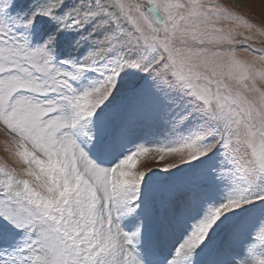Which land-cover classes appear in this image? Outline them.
<instances>
[{
    "label": "snow or ice",
    "instance_id": "obj_1",
    "mask_svg": "<svg viewBox=\"0 0 264 264\" xmlns=\"http://www.w3.org/2000/svg\"><path fill=\"white\" fill-rule=\"evenodd\" d=\"M11 4L0 0V131L19 167L0 166V239L8 225L24 239L12 252L0 250V264H144L135 247L142 229L124 231L119 221L143 203L141 184L151 167L133 168L150 150L174 157L163 167L168 171L223 149L219 175L231 190L204 202L192 195L187 235L166 264H192L189 257L210 246L218 256L227 252L242 226L234 224L215 245L211 234L237 212L264 206V191L253 188L264 182V45L248 43L264 34V14L257 25L240 0L231 7L215 0H79L74 6L42 0L13 27L4 19ZM38 17H49L58 30L91 25L76 45L91 40L95 47L74 62L53 54L55 32L29 46ZM244 45L241 56L238 46ZM129 70L149 76L174 108L183 101L174 126L189 118H199V126L175 147L140 145L102 167L83 146L96 140L88 126ZM89 71L101 78L75 87L73 81ZM142 111L138 106L134 115ZM180 194L170 190L166 196ZM255 239L264 243V222Z\"/></svg>",
    "mask_w": 264,
    "mask_h": 264
},
{
    "label": "rangeland",
    "instance_id": "obj_2",
    "mask_svg": "<svg viewBox=\"0 0 264 264\" xmlns=\"http://www.w3.org/2000/svg\"><path fill=\"white\" fill-rule=\"evenodd\" d=\"M78 2L79 0H67L66 6H74ZM215 2L231 7L235 0H215ZM40 3L42 0H12L8 15L4 19L15 27L18 18L30 15ZM240 3L251 9L248 16L259 25L264 14V0H240ZM234 11L244 10L235 8ZM62 12L63 10L61 14ZM81 31H91V25H86L85 29L80 31L58 30L56 22L49 17H38L29 30V46L41 44L48 33L55 32L57 43L53 54L57 60L80 61L95 47L91 40L77 47L76 41ZM94 35L98 38L100 33ZM248 43L257 49L260 48L264 45V34H255ZM245 47L247 45L238 46L241 56L245 55ZM256 54L259 55V52ZM100 78L98 72L89 71L73 81V84L78 89H83L90 82ZM134 88L142 90L143 95H138ZM138 106L142 108V114L134 115ZM181 108H184L183 101L179 107L174 108L164 95L156 91L154 81L149 76L129 70L122 74L118 91L114 93L106 107L98 110L88 126L96 135V140L83 146L89 157L102 167L112 166L140 145L148 146L150 149L153 146L175 147L199 126V118H189L174 126L172 117ZM114 113L119 114L118 118L111 120ZM223 159V149L218 148L198 161L180 164L178 167L164 171L163 167L174 162V157L170 154L160 156L150 150L137 158L134 171H147L151 167L141 184L143 203L134 212H124L119 222L128 232L135 231L137 227L142 229L135 247L139 248L140 259L143 253L146 254L144 260L141 259L145 264H159V254L165 259L163 264L173 256L176 246L187 235L188 217L195 211L192 206V195L198 194L200 201L204 202L209 199L219 200L231 190L230 182L219 175V169L224 166ZM4 164L8 167H19L8 151L5 134L0 131V166ZM253 188L257 192L264 191V182L257 181ZM170 190H179L181 194L175 199H169L166 193ZM262 222H264V206L256 205L237 212L217 232L211 234L212 245H215L216 241L221 240L225 232L234 224L242 226L239 238L227 252L218 256L210 251V246L204 252L197 250L189 259L192 264H218L219 261L230 262L232 258L242 260L244 264L264 260V243L255 239L256 231ZM6 231V238L0 239V250L12 252L22 245L24 234L11 225L7 226ZM250 245H255L251 251H249Z\"/></svg>",
    "mask_w": 264,
    "mask_h": 264
}]
</instances>
